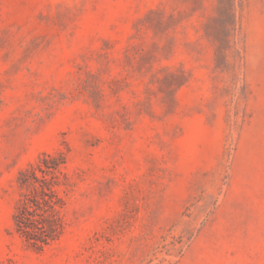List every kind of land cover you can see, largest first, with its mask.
<instances>
[{
    "label": "rangeland",
    "instance_id": "rangeland-1",
    "mask_svg": "<svg viewBox=\"0 0 264 264\" xmlns=\"http://www.w3.org/2000/svg\"><path fill=\"white\" fill-rule=\"evenodd\" d=\"M60 153L37 248L18 176ZM0 264H264V0H0Z\"/></svg>",
    "mask_w": 264,
    "mask_h": 264
},
{
    "label": "trees",
    "instance_id": "trees-1",
    "mask_svg": "<svg viewBox=\"0 0 264 264\" xmlns=\"http://www.w3.org/2000/svg\"><path fill=\"white\" fill-rule=\"evenodd\" d=\"M65 161L62 153L45 154L35 166L26 168L18 176L19 186L26 187L29 192L18 201L13 214L14 223L24 240L34 247H43L63 231L65 222L61 210L64 199L56 185L59 184V174L65 175L62 170Z\"/></svg>",
    "mask_w": 264,
    "mask_h": 264
}]
</instances>
